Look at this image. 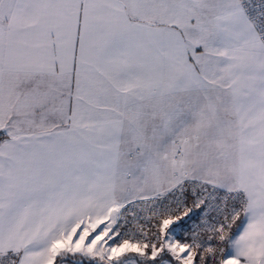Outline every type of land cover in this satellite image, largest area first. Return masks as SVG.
I'll return each mask as SVG.
<instances>
[{
  "label": "snow or ice",
  "instance_id": "snow-or-ice-1",
  "mask_svg": "<svg viewBox=\"0 0 264 264\" xmlns=\"http://www.w3.org/2000/svg\"><path fill=\"white\" fill-rule=\"evenodd\" d=\"M0 264H264V0H0Z\"/></svg>",
  "mask_w": 264,
  "mask_h": 264
}]
</instances>
